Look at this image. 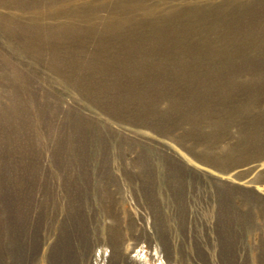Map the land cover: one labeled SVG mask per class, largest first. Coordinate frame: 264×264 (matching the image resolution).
<instances>
[{"label": "rangeland", "instance_id": "1", "mask_svg": "<svg viewBox=\"0 0 264 264\" xmlns=\"http://www.w3.org/2000/svg\"><path fill=\"white\" fill-rule=\"evenodd\" d=\"M0 264H264V0H0Z\"/></svg>", "mask_w": 264, "mask_h": 264}, {"label": "bare ground", "instance_id": "2", "mask_svg": "<svg viewBox=\"0 0 264 264\" xmlns=\"http://www.w3.org/2000/svg\"><path fill=\"white\" fill-rule=\"evenodd\" d=\"M139 6V5H138ZM152 10V9H151ZM37 16V15H36ZM34 25L35 26H39V21H38V19H35V23H34ZM121 25H123L122 23H117L116 25H115V28H117V27H121ZM72 26H73V28L72 29H77V31H80L81 32V29H78L79 27H75V25H73L72 24ZM40 27V26H39ZM85 31V30H84ZM118 238V237H117ZM112 247V246H111ZM57 250V249H56ZM58 252V251H57ZM50 255V254H49ZM119 260V259H118ZM52 261V260H51Z\"/></svg>", "mask_w": 264, "mask_h": 264}]
</instances>
